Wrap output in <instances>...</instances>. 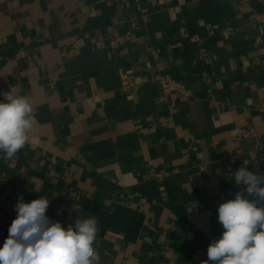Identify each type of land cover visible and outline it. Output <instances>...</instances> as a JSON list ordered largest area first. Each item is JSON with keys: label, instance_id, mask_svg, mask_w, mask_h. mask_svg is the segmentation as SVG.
<instances>
[{"label": "crops", "instance_id": "0c3cea01", "mask_svg": "<svg viewBox=\"0 0 264 264\" xmlns=\"http://www.w3.org/2000/svg\"><path fill=\"white\" fill-rule=\"evenodd\" d=\"M8 91L34 127L0 159V247L45 196L97 218L102 264H203L232 173H264V0H0Z\"/></svg>", "mask_w": 264, "mask_h": 264}, {"label": "clouds", "instance_id": "9594fccd", "mask_svg": "<svg viewBox=\"0 0 264 264\" xmlns=\"http://www.w3.org/2000/svg\"><path fill=\"white\" fill-rule=\"evenodd\" d=\"M0 159H11L27 143L34 127L31 98L11 91L0 94ZM247 163L232 173L241 191L218 206L223 232L207 248L203 264H264V173ZM50 200L19 197L16 218L0 247V264H100L94 216L64 226L47 215Z\"/></svg>", "mask_w": 264, "mask_h": 264}, {"label": "built area", "instance_id": "2783aa9c", "mask_svg": "<svg viewBox=\"0 0 264 264\" xmlns=\"http://www.w3.org/2000/svg\"><path fill=\"white\" fill-rule=\"evenodd\" d=\"M125 39L123 36H117L114 40V43L117 42H122ZM159 82L162 85V88L164 89L165 92L169 93L172 91H181L183 88V85L179 82L176 81L172 78L169 77H159ZM245 135H247L250 131H242ZM102 264V263H100Z\"/></svg>", "mask_w": 264, "mask_h": 264}]
</instances>
